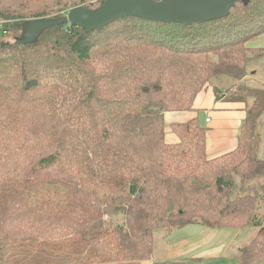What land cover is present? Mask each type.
I'll return each mask as SVG.
<instances>
[{"label":"trees","instance_id":"trees-1","mask_svg":"<svg viewBox=\"0 0 264 264\" xmlns=\"http://www.w3.org/2000/svg\"><path fill=\"white\" fill-rule=\"evenodd\" d=\"M105 1L0 0L14 40L0 41V264H67L50 251L68 244L92 255L83 264H143L185 225L264 224V79L214 85L264 76V47L249 45L264 33V0L203 21L68 22L17 42L34 19ZM206 85L246 104L238 147L216 158L199 117L172 125L179 143L165 139L164 113L192 111Z\"/></svg>","mask_w":264,"mask_h":264},{"label":"rangeland","instance_id":"rangeland-1","mask_svg":"<svg viewBox=\"0 0 264 264\" xmlns=\"http://www.w3.org/2000/svg\"><path fill=\"white\" fill-rule=\"evenodd\" d=\"M2 25H0V41H14L13 38L3 36L1 33ZM261 36H263L261 38ZM261 38V42L258 40ZM257 41V43L255 42ZM255 41L249 45L255 48L264 46V33H262ZM263 62L258 65H253L254 69L262 66ZM255 70L244 81L238 82L225 76H220L219 79L214 80V85L220 90L232 88L234 85L239 86L240 83L259 87L262 85L264 76L255 77ZM236 87V91L238 89ZM238 94V93H237ZM231 96L230 98H232ZM264 122V115L262 117ZM261 135L264 136V125L261 130ZM262 146L264 141L262 138ZM263 149L261 150V153ZM262 156V155H261ZM264 218V207L262 208ZM234 223L243 222L236 227H206L201 224H190L179 228L170 234L167 244L172 245L176 250H186L189 255H194L199 258L200 264H264V224L261 226H251L246 217L239 216ZM84 247L80 244L67 245L64 249L54 247V251L50 253L55 254L59 259L63 258V262L67 264H83L92 262L93 257L90 253L84 252ZM65 260V261H64ZM17 264H31L27 256H19L16 261ZM47 264V263H46Z\"/></svg>","mask_w":264,"mask_h":264},{"label":"water","instance_id":"water-1","mask_svg":"<svg viewBox=\"0 0 264 264\" xmlns=\"http://www.w3.org/2000/svg\"><path fill=\"white\" fill-rule=\"evenodd\" d=\"M237 0H107L92 9L75 6L60 18L34 19L26 23L17 42L32 43L47 28L68 23L86 30L110 24L131 15L165 21H203L227 12Z\"/></svg>","mask_w":264,"mask_h":264},{"label":"crops","instance_id":"crops-1","mask_svg":"<svg viewBox=\"0 0 264 264\" xmlns=\"http://www.w3.org/2000/svg\"><path fill=\"white\" fill-rule=\"evenodd\" d=\"M261 38L258 42H261ZM255 42L257 43V41ZM245 108L246 104L244 102L236 99L232 100L226 98V96L217 100L214 87L206 85L196 96L192 111H168L164 113L167 124L165 139L170 144L179 143V136L172 129V125L178 124V122L185 123L192 120V118L199 117L201 123L207 129V157L216 158L222 156V154L236 150L239 145L238 136L247 116ZM207 118L211 120L208 122ZM262 137L264 141V136ZM262 149L264 157V146H262ZM171 233L157 243L154 259L144 261L143 264H154L156 260L179 262L196 258L194 255H189L191 253L186 250H176L172 245L167 244Z\"/></svg>","mask_w":264,"mask_h":264},{"label":"built area","instance_id":"built-area-1","mask_svg":"<svg viewBox=\"0 0 264 264\" xmlns=\"http://www.w3.org/2000/svg\"><path fill=\"white\" fill-rule=\"evenodd\" d=\"M211 119L210 118H207V121L209 122Z\"/></svg>","mask_w":264,"mask_h":264},{"label":"bare ground","instance_id":"bare-ground-1","mask_svg":"<svg viewBox=\"0 0 264 264\" xmlns=\"http://www.w3.org/2000/svg\"><path fill=\"white\" fill-rule=\"evenodd\" d=\"M90 8V7H89Z\"/></svg>","mask_w":264,"mask_h":264}]
</instances>
